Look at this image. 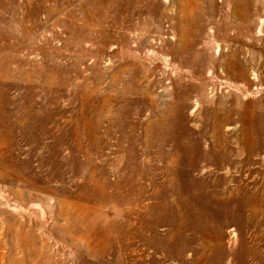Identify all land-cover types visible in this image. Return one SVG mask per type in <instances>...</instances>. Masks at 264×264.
Returning <instances> with one entry per match:
<instances>
[{
	"label": "rangeland",
	"instance_id": "374dc122",
	"mask_svg": "<svg viewBox=\"0 0 264 264\" xmlns=\"http://www.w3.org/2000/svg\"><path fill=\"white\" fill-rule=\"evenodd\" d=\"M0 264H264V0H0Z\"/></svg>",
	"mask_w": 264,
	"mask_h": 264
}]
</instances>
